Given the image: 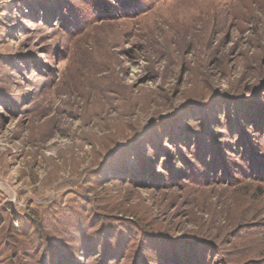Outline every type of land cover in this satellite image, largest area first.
Wrapping results in <instances>:
<instances>
[{"label": "rangeland", "instance_id": "374dc122", "mask_svg": "<svg viewBox=\"0 0 264 264\" xmlns=\"http://www.w3.org/2000/svg\"><path fill=\"white\" fill-rule=\"evenodd\" d=\"M125 1L0 0V264H264V0Z\"/></svg>", "mask_w": 264, "mask_h": 264}, {"label": "trees", "instance_id": "16d2710c", "mask_svg": "<svg viewBox=\"0 0 264 264\" xmlns=\"http://www.w3.org/2000/svg\"><path fill=\"white\" fill-rule=\"evenodd\" d=\"M115 1V3H117L121 8H124L125 7V5H126V1L125 0H114ZM124 3V4H123ZM105 9V8H104ZM245 101H250L251 102V100L248 98L247 100H245ZM249 102V103H250ZM242 109H243V111H239V112H241V113H243V112H245L244 110H246V109H248V107H251L250 105H248V104H246V106L244 105L243 106V104H242ZM259 114V113H261L260 112V110H257L256 109V107L255 106H253V111H251L250 112V119H253V118H255V115L257 114V113ZM240 114V113H239ZM236 115V117L235 118H232V119H230L232 122L233 121H237L238 123H239V125L238 126H241V127H246V122H244L245 120H243L241 117H242V115ZM262 116V121L264 120V114H261ZM176 116L177 115H175L173 118H176ZM172 118V119H173ZM171 119V120H172ZM174 120V119H173ZM243 120V121H242ZM253 121V120H252ZM173 128L175 129L176 128V126H173V125H169L168 124V129H169V131L171 130H173ZM259 128H263L264 129V121H263V124H262V126H260ZM177 135L176 136H174L173 134H172V136L171 137H167L166 138V140L167 141H165V143L164 144H168L169 145V147H167V148H165V146H161V149L163 150V152H164V154L165 153H168V156H169V158L171 157L172 158V156L174 157L175 156V158H173V160H176V159H178V160H182L181 159V157H183V156H185L186 154H188L187 153V151L186 150H188L190 153H191V151L193 150V152H194V154L196 155V156H198L199 155V152H196L195 153V151H194V148H200V136L199 135H195V134H193V135H183V134H181V132L180 131H178V130H175L174 131ZM249 134V133H248ZM248 134H244L245 136H247ZM155 136H157V135H155ZM154 136V137H155ZM191 136H194V137H191ZM157 137H159V136H157ZM156 137V138H157ZM225 139V138H224ZM246 141V140H245ZM225 142L226 143H224V148H226V147H228V143L227 142H229V139H226L225 140ZM155 146H156V144L155 143H151L150 144V148L153 150V151H156L155 150ZM241 147H243V153H240V156L238 157V158H240V159H242L244 162H247V164H248V161H249V163H253L255 160H256V158L257 157H255V156H257V154L255 153V152H253V154H252V152H251V150L250 149H248L246 152H245V148L244 147H246V146H241ZM214 148H215V144H208V150L210 151V149H212V150H214ZM232 149V148H231ZM225 149H223L222 147L221 148H218V153H219V151L222 153L223 152V154H224V157L227 155L226 153H225V151H224ZM166 157V156H165ZM165 157H163V158H165ZM215 158V157H214ZM218 158H219V154H218ZM216 159H217V157H216ZM206 160H209L208 161V163H210V158H207ZM218 160V159H217ZM219 161V160H218ZM226 161L227 160H222V161H220V162H217L216 164H218L219 163V166H221V165H228L227 163H226ZM163 162V166H165V164H166V162H167V160L165 159V160H163L162 161ZM164 162H165V164H164ZM211 164V163H210ZM248 166V165H247ZM263 168H264V166H262ZM170 168H171V165H170ZM221 170H222V168H221ZM169 172H170V176L172 175H174L175 173L174 172H172V174H171V171H170V169H169ZM181 172V171H180ZM223 172V171H222ZM260 174L262 175L261 176V178L264 180V170L263 171H261L260 172ZM182 175V174H181ZM220 176H222V175H220ZM223 177L225 178V175H223ZM229 178L231 179V180H234L235 178L234 177H231V176H229ZM41 214H43V213H41ZM30 215V214H29ZM37 215V214H36ZM26 217L24 216V218H22V219H25ZM15 222L17 223V222H19L18 221V219H16L15 220ZM101 223V222H100ZM96 224V223H95ZM102 227L103 226H101L100 227V224L98 223V224H96V226H95V228H97V229H99V231H96L95 232V234L96 235H98L99 237H98V239H96V240H102V238H104V237H106V235L104 234V230L102 229ZM123 228H125V227H123ZM137 230H138V232L139 231H141L142 233L144 232V229L143 228H136ZM106 232V231H105ZM146 234V233H145ZM143 235H144V233H143ZM157 235V234H156ZM152 236V237H151ZM134 237V235H129V237H127V238H130V240L132 239ZM154 237H156L155 235H152V234H150V233H148L147 232V235H145V240H146V238H147V240L150 242V243H152L153 241L154 242H159V243H161V244H163V241H160V240H158V239H156V238H154ZM157 237H159V238H162V239H166V240H168L167 238H165V237H162V236H160V235H157ZM69 238V237H68ZM107 238V237H106ZM153 238V239H152ZM146 242V243H149V242ZM99 246H101V245H99ZM98 246V247H99ZM87 249H83V250H81L82 251V254H83V256H88V252L86 251ZM50 257L48 256V259H49ZM144 260H145V262H147V264H161V262L162 261H160L159 259H155V260H151V259H149L148 257H147V255L145 256V258H143ZM165 260H169V258H165ZM98 261V260H97ZM66 261L65 260H63L62 262H60V261H58V264H70V263H65ZM99 262V261H98ZM143 263H144V261H142ZM172 262V261H171ZM170 262V263H171ZM53 263V262H52ZM53 264H56V262L55 263H53ZM234 264H239V260L238 261H234Z\"/></svg>", "mask_w": 264, "mask_h": 264}]
</instances>
